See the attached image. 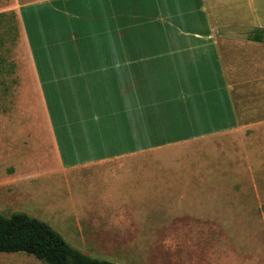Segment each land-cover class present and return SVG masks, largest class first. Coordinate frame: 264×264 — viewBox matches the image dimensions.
I'll return each instance as SVG.
<instances>
[{"label":"crops","instance_id":"crops-1","mask_svg":"<svg viewBox=\"0 0 264 264\" xmlns=\"http://www.w3.org/2000/svg\"><path fill=\"white\" fill-rule=\"evenodd\" d=\"M4 3L0 15L14 12L37 80L50 88L39 114L49 155L36 167L87 184L85 201H73L82 234L156 245L155 231L214 228L215 202L186 189L158 156L264 124V42L235 34L264 29V0ZM52 119H65L66 148L99 155L61 157ZM149 132L192 139L158 146L137 138ZM71 134L79 140L70 143Z\"/></svg>","mask_w":264,"mask_h":264},{"label":"rangeland","instance_id":"rangeland-1","mask_svg":"<svg viewBox=\"0 0 264 264\" xmlns=\"http://www.w3.org/2000/svg\"><path fill=\"white\" fill-rule=\"evenodd\" d=\"M5 1L11 0H0V10L7 7ZM13 13L0 15V145H9L0 147V215H29L48 224L81 253L115 264H264V124L206 138L200 143L202 149L188 142L161 150L158 156L168 164L166 172L183 175L186 189L205 193L209 196L205 200L215 202L212 215L221 218L214 228L155 231L160 242L156 245H145V241L151 244L149 239L137 240V245H114L87 232L83 235L73 201H85L87 184L82 188L84 182L67 183L63 175L49 177L36 167L49 155L41 130L47 122L39 114L45 110L42 96L47 105L50 88L37 80ZM77 120L66 119L71 124ZM63 122L56 119L55 128L52 124L61 142L57 140L61 157L99 155L95 149L66 148L60 131ZM69 138L72 143L79 135ZM121 138L126 141L127 135ZM137 138L158 146L192 139L154 132ZM139 144L137 139L135 145ZM0 264L46 263L26 253H0Z\"/></svg>","mask_w":264,"mask_h":264},{"label":"trees","instance_id":"trees-1","mask_svg":"<svg viewBox=\"0 0 264 264\" xmlns=\"http://www.w3.org/2000/svg\"><path fill=\"white\" fill-rule=\"evenodd\" d=\"M238 37L264 42V29L235 32ZM0 253H26L46 264H115L93 259L70 246L48 224L23 213L0 215Z\"/></svg>","mask_w":264,"mask_h":264}]
</instances>
